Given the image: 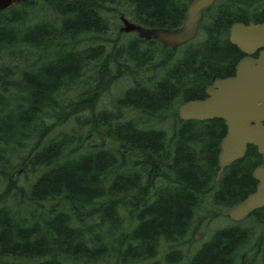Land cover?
I'll use <instances>...</instances> for the list:
<instances>
[{"label": "trees", "instance_id": "1", "mask_svg": "<svg viewBox=\"0 0 264 264\" xmlns=\"http://www.w3.org/2000/svg\"><path fill=\"white\" fill-rule=\"evenodd\" d=\"M189 1L23 0L0 12V264H227V243L241 234L221 233L225 246L215 241L220 246L196 251L191 261L185 247L196 242L197 219L253 192L252 171L264 160L251 146L216 183L224 123L183 122L177 109L234 75L244 56L228 30L264 22V0L218 1L182 54L139 38L113 43L105 58L98 47L84 48L107 33L106 17L120 7L142 28L176 29ZM122 78L133 85L113 112L79 116ZM127 110L135 120L121 116ZM73 117L71 134L42 142ZM164 122L170 132L155 128ZM83 133L84 145L71 149ZM12 172L35 179L25 190L9 180ZM257 248L264 263V247Z\"/></svg>", "mask_w": 264, "mask_h": 264}, {"label": "water", "instance_id": "2", "mask_svg": "<svg viewBox=\"0 0 264 264\" xmlns=\"http://www.w3.org/2000/svg\"><path fill=\"white\" fill-rule=\"evenodd\" d=\"M18 1L0 0V11ZM215 1L191 0L183 25L174 30L142 29L123 17L121 30L136 31L142 39H159L167 46L176 47L196 37L203 12ZM228 40L245 56L236 64L234 76L215 80L206 88V98L187 101L178 109L182 121L219 119L225 123L226 136L219 145L216 181L225 168L243 158L250 145L264 158V22L235 23L229 29ZM257 52L258 57L254 58ZM252 177L257 181L255 192L227 213L234 220L264 208V166L256 167Z\"/></svg>", "mask_w": 264, "mask_h": 264}, {"label": "rangeland", "instance_id": "3", "mask_svg": "<svg viewBox=\"0 0 264 264\" xmlns=\"http://www.w3.org/2000/svg\"><path fill=\"white\" fill-rule=\"evenodd\" d=\"M39 3H41L39 1ZM45 16H48L49 13L48 12H44ZM121 17H124L125 19H127L129 22H131V17L126 14L124 12V10H122V8H119V11L117 13H111V15L109 14L106 18L109 22V30L107 31V33H103L102 35H99L97 37H94L92 39L87 40V42H84V48H100L105 54L102 56V58H105L107 54H109L108 52H111L113 49L112 44L114 43V45L117 47V45H119V47L121 46V44H124V42L129 39V38H138V33L137 32H124L121 29L123 28L124 24L121 21ZM200 37V35H199ZM117 41V42H115ZM83 44V43H82ZM186 48V47H185ZM183 46L178 49V52H180V54L183 53L184 49ZM97 68V66H96ZM92 71L91 67L88 68V74L87 76L90 74V72ZM92 78H95L96 76H93V73H91ZM133 85V83H132ZM131 82L129 80H125V78H122L120 80H116L114 82V84L112 86H110L108 89L104 90V92L101 93V95L97 96V99L95 100V102L93 101L92 103H90L91 108L89 109V115L86 114H80L79 116L81 117H85V116H90L92 114V112H101L103 110H107L109 113L113 112L114 108H113V103L115 101L116 98H120L122 96V94H124L125 91H127L128 89H130L132 87ZM88 87V86H87ZM88 90H90V86L88 87ZM179 107V106H178ZM98 114V113H97ZM124 117L125 120H135L136 117L134 114L129 113V110L127 111H122V115ZM57 118H55L54 120H56ZM64 119V118H62ZM70 119V118H69ZM68 121L65 120L63 122H60V125L56 126V127H52L51 130H49L45 136L44 139H42V142L46 143L49 140L52 141L54 140L56 137H60V135H66V134H71V132L74 130V125L73 122H75V117H73L72 119H70ZM46 124L45 126H52L54 123L50 120H46L45 121ZM166 122H164L163 124H158V125H154L155 128L158 129H164L167 132H170L168 130V126L165 125ZM44 126V124L41 125V127ZM148 125H144L143 128H149ZM167 128V129H166ZM170 129V127H169ZM83 132L86 133V129L83 130ZM85 133H83V136L81 140H76L77 142L73 145H71V149H74V146L81 144L84 145L85 142ZM100 137L102 136V134L99 135ZM90 139V144L93 145L94 143H96L98 140L96 139L98 136H94L93 134H91L89 136ZM96 137V138H95ZM80 141H82V143H80ZM68 152V151H67ZM84 153V149H78L73 155H69V154H65L66 158L68 160H73L76 158V156H78L79 154ZM35 179V175L31 174L29 175V177L23 178L20 177V175L17 172H12L9 175V180L16 185L17 187L20 186L22 189H27L28 186L33 183ZM4 190V189H3ZM2 189H0V192L3 191ZM220 218V217H219ZM210 220V219H208ZM205 220V221H208ZM205 221H201L199 219L196 220L195 223V228H196V234L193 233V235L191 236L192 240L196 241L194 242V244H192L193 246L191 247H185L186 248V255H189L186 258V261H191L193 255L196 253L197 251V240H199V238L201 237V235H204V239L208 240V237L217 229H219L220 227H222L223 225V220H216L213 223H211L207 228L203 227V224H206ZM219 221V222H218ZM218 222V223H217ZM190 239V237H189ZM191 240V239H190ZM199 242V241H198ZM257 249L259 248H254L253 247H249V248H245L246 253V257L249 260L254 259L255 261H257V263L259 262V255H258V251ZM191 252V253H190ZM242 251L241 252H237L236 254V258L237 256L239 258H243ZM181 264H185V261H183Z\"/></svg>", "mask_w": 264, "mask_h": 264}, {"label": "flooded vegetation", "instance_id": "4", "mask_svg": "<svg viewBox=\"0 0 264 264\" xmlns=\"http://www.w3.org/2000/svg\"><path fill=\"white\" fill-rule=\"evenodd\" d=\"M227 211L220 212L218 216H215L214 218L205 221L206 224H203L202 226L207 228L211 223H213L216 220L222 219L223 225L219 229L215 230L209 237L208 240L204 239V235H201L199 240H197V251L198 256L206 251L209 247H216L217 245L225 246L226 244L222 242L223 237L221 233L229 232L228 234L231 235L232 232H235L237 234H241L238 236V239L234 243H227L228 246H232L230 250L227 251V254L224 258V261L227 262V264H259L254 259L249 260L246 257V250L245 248L249 247H264V210H253L248 216L242 218V220H233L231 217L227 215ZM220 217V218H219ZM219 222V221H218ZM217 222V223H218ZM220 236L219 238H216ZM222 240V241H221ZM199 241V242H198ZM215 241H218V243H213ZM219 245V246H220ZM243 255V258H237L235 257L237 252H241ZM264 264V263H262Z\"/></svg>", "mask_w": 264, "mask_h": 264}, {"label": "bare ground", "instance_id": "5", "mask_svg": "<svg viewBox=\"0 0 264 264\" xmlns=\"http://www.w3.org/2000/svg\"><path fill=\"white\" fill-rule=\"evenodd\" d=\"M39 173H40V172H38L37 174H39ZM56 195H57V199H56L57 202L62 203V201L65 200V194H64V192L60 191V192L57 193ZM73 204H74V203H73ZM95 208L98 209L99 206H95ZM63 213H65V212H63ZM106 221H108V222H107V226H108L109 223H110V219H108V218L106 217V220L103 222V224L106 223ZM75 225H76V224H72L71 226L74 227Z\"/></svg>", "mask_w": 264, "mask_h": 264}]
</instances>
